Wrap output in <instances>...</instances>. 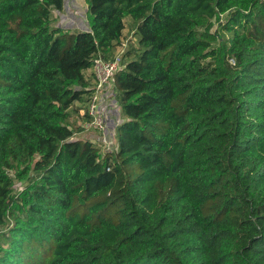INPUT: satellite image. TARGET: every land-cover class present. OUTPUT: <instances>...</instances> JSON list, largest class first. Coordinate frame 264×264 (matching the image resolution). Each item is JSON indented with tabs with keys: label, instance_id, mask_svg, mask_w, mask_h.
<instances>
[{
	"label": "trees",
	"instance_id": "obj_1",
	"mask_svg": "<svg viewBox=\"0 0 264 264\" xmlns=\"http://www.w3.org/2000/svg\"><path fill=\"white\" fill-rule=\"evenodd\" d=\"M83 1L0 0V264H264V0ZM126 17L103 151L69 117Z\"/></svg>",
	"mask_w": 264,
	"mask_h": 264
},
{
	"label": "rangeland",
	"instance_id": "obj_2",
	"mask_svg": "<svg viewBox=\"0 0 264 264\" xmlns=\"http://www.w3.org/2000/svg\"><path fill=\"white\" fill-rule=\"evenodd\" d=\"M52 13V27L61 26L65 29H68L71 32L76 31H87L89 30V23L87 18V10L84 5L83 0H64V6L61 11L51 10ZM131 19L130 17H126ZM126 26L124 29V34L122 36L121 42L124 47V51L132 50L138 46L137 36L135 35L134 28L135 25L131 21L125 20ZM217 22L211 27V31L217 30ZM123 51V52H124ZM131 57H126L123 62L129 60ZM231 63L232 60L230 61ZM73 109V108H72ZM99 112L103 116L104 127L103 130H98L94 128L85 117H82L83 130L89 131L84 133H75L73 138L87 137L95 142V144L101 148L103 151H109L111 148L116 146L115 138V129L117 125L123 121L124 117L121 116L119 107L116 106V98L114 92L111 90V87H108V84L105 86V89L100 94V103L98 106ZM121 120V121H118ZM69 122L76 130L77 120L75 116L71 114L69 117Z\"/></svg>",
	"mask_w": 264,
	"mask_h": 264
},
{
	"label": "built area",
	"instance_id": "obj_3",
	"mask_svg": "<svg viewBox=\"0 0 264 264\" xmlns=\"http://www.w3.org/2000/svg\"><path fill=\"white\" fill-rule=\"evenodd\" d=\"M123 51V46L117 47L111 58L103 59L99 56L94 60L91 68L96 81L86 103V113L92 118L91 125L98 130H103L104 127L103 116L98 110L100 94L105 86L110 83L112 74L121 66L120 61Z\"/></svg>",
	"mask_w": 264,
	"mask_h": 264
},
{
	"label": "crops",
	"instance_id": "obj_4",
	"mask_svg": "<svg viewBox=\"0 0 264 264\" xmlns=\"http://www.w3.org/2000/svg\"><path fill=\"white\" fill-rule=\"evenodd\" d=\"M125 20L131 21V19H129V18L127 19V18H125V19H124V25H125V26H126ZM85 73H86L87 75H90V80H89L90 83H89V85H90V88H91V87H92V83H93V78H92V76H91L92 71H91L90 68H88V69L85 71ZM110 85H111V83L108 84V87H111ZM72 108H73V110L71 111V113H72L73 116H75V118H76V120H77V125H76V127H77V126L80 127V128H81V127H85L84 124L82 123V122H83L82 117H85V116H84V112H85V105H84V103H83V102L76 101V102L73 104ZM121 114H122V113H121ZM121 116H123V115H121ZM85 119H86V117H85ZM122 120H124V118H123ZM118 121H121V120H118ZM90 124H91V123H90ZM84 132H89V131L82 130V131H80L79 133H84Z\"/></svg>",
	"mask_w": 264,
	"mask_h": 264
}]
</instances>
